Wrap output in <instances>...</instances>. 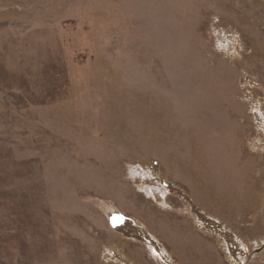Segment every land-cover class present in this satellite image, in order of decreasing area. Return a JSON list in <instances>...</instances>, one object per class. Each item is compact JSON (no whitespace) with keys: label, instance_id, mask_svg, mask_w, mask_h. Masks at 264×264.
<instances>
[{"label":"rangeland","instance_id":"obj_1","mask_svg":"<svg viewBox=\"0 0 264 264\" xmlns=\"http://www.w3.org/2000/svg\"><path fill=\"white\" fill-rule=\"evenodd\" d=\"M0 264H264V0H0Z\"/></svg>","mask_w":264,"mask_h":264},{"label":"bare ground","instance_id":"obj_2","mask_svg":"<svg viewBox=\"0 0 264 264\" xmlns=\"http://www.w3.org/2000/svg\"><path fill=\"white\" fill-rule=\"evenodd\" d=\"M192 95L195 96V93L192 92Z\"/></svg>","mask_w":264,"mask_h":264}]
</instances>
